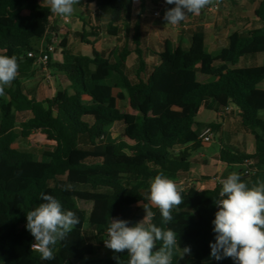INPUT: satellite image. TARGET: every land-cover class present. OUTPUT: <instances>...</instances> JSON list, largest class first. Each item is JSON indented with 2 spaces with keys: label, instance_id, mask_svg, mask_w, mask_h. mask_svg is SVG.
Instances as JSON below:
<instances>
[{
  "label": "trees",
  "instance_id": "obj_1",
  "mask_svg": "<svg viewBox=\"0 0 264 264\" xmlns=\"http://www.w3.org/2000/svg\"><path fill=\"white\" fill-rule=\"evenodd\" d=\"M80 1L96 5L97 14L107 18L106 35L121 44L120 38L130 31L135 2L143 7L149 0ZM54 15L40 0H0V55H15L18 63H29V54L39 56L46 48L39 45L56 34L50 24ZM254 17L261 28L234 33L218 55L168 48L151 73L138 24L131 48L126 42L91 58L64 53V63L53 65L52 57L66 49L60 38L48 66L29 63L44 83H51V77L59 85L54 98L38 99L36 91H28L18 78L5 86L0 96V230L6 233H0V264H117L114 255L128 264L127 250L114 253L104 240L110 219H125L133 226L145 216L144 204L155 213L151 223L172 228L179 246L191 248L182 259L177 250L172 264H235L231 258L211 256L210 242L216 236L212 221L218 210L214 202L221 186L202 193L190 177L192 156L204 145L202 135L207 130L222 135L217 123L196 122L203 112H210L219 120L235 116L255 144V155L249 157L219 140L218 162L236 169L249 186L264 179V91L258 89L264 84V0ZM83 21L85 34L98 32L92 17ZM133 57L137 64L131 74ZM114 76L122 81L128 114L119 110L115 98L103 103L96 95L100 84ZM200 76L212 82L200 84ZM156 108L163 111L160 116ZM37 134L57 150L29 147ZM160 173L186 184L179 188L180 210L173 211L174 219L167 225L148 200L150 182ZM67 185L71 187L65 190ZM41 193L53 195L80 219L68 238L55 245V259L47 261L32 250L35 239L26 229V213L43 202Z\"/></svg>",
  "mask_w": 264,
  "mask_h": 264
},
{
  "label": "clouds",
  "instance_id": "obj_2",
  "mask_svg": "<svg viewBox=\"0 0 264 264\" xmlns=\"http://www.w3.org/2000/svg\"><path fill=\"white\" fill-rule=\"evenodd\" d=\"M47 3L51 13L70 16L80 0H47ZM165 3L174 7L166 9L163 19L167 24L177 25L188 14H199L218 0H165ZM18 69L15 55H0V96L5 95V86L17 77ZM220 184L219 196L214 202L218 210L212 221L216 236L215 242H210L211 256L216 260L231 258L235 264H264V179L249 186L238 172H232ZM70 187L67 185L65 190ZM181 191L163 173L150 182L148 200L159 209L163 224L174 219L173 211L179 212L183 203ZM40 198L43 202L26 213V229L35 239L32 249L47 261L55 259V245L68 238L80 219L75 212L64 210L61 201L53 195L41 193ZM143 207L144 218L133 226L125 219H110L105 247L114 253L127 250L128 264H172L177 250L181 252V259L190 255V246L181 248L176 232L151 223L155 213L147 204ZM157 241L162 242L159 248ZM113 259L121 264L120 257L114 255Z\"/></svg>",
  "mask_w": 264,
  "mask_h": 264
},
{
  "label": "crops",
  "instance_id": "obj_3",
  "mask_svg": "<svg viewBox=\"0 0 264 264\" xmlns=\"http://www.w3.org/2000/svg\"><path fill=\"white\" fill-rule=\"evenodd\" d=\"M262 1L218 0V3L206 6L199 14H188L185 20L179 23L178 28L175 25L167 24L163 19L166 9L174 7V5L166 4L165 0H149L142 7L141 2L136 1L134 16L129 24L130 31L120 38L122 40L121 44H118L117 40H113L106 35L107 18L102 19L97 14L96 5L94 3L86 5V3L82 4L80 1V4L74 6V12L71 14L73 19L70 26L66 27L60 20H56L52 24L51 32L58 34L62 43H66V49L60 50L52 57V64H63L64 53L91 58L94 53L102 54L108 50L113 51L116 47L123 46L126 42L129 48H131V40L134 36L133 29L136 24L139 25L141 47L146 56L145 61L149 73L160 65L158 56L168 48L175 52L180 46L192 52L196 50V53L205 52L216 56L227 48L228 40L234 33L239 30L250 32L261 28L254 14ZM215 6L218 7V12L210 14L208 12L209 8ZM157 14L159 18L155 17ZM84 17H92V23L97 27L98 32L92 33L90 30H87V34L84 33ZM208 26L211 27V30L206 28ZM83 36L86 37L85 42L82 39ZM48 41L49 38L43 41L38 48L46 47ZM80 44L88 46L92 51L84 53ZM74 48L78 49L76 53H73ZM18 64L19 69L16 78L22 82V85L28 91H36L35 96L40 100L54 98L56 92L60 90L59 85L51 86L44 83L41 79L43 78L42 75L36 72L37 68L26 61L19 62ZM136 64L137 59L135 57L131 58L128 65L131 74ZM61 84L66 85L65 82H61ZM49 86H51V89ZM96 95L103 103H108L111 99L115 98L119 110L125 114L129 113L127 95L123 89L121 79L117 76L111 77L105 83H101ZM216 118L217 125L222 128V135L219 136V140L222 141L221 144L237 149L249 157L255 155L253 139L244 132L239 120L235 116L229 115L224 120H219L218 116ZM210 125L212 124H205V126ZM218 156L215 155L211 159V162L205 156H197L198 159H195L196 161L193 160L195 165L192 168L190 182H193L197 188H202L203 190L200 191L202 193L214 190L212 188L213 183L209 182V180L211 181L215 177L219 180L226 179L230 173L236 171V169H230L221 165L218 162ZM197 160L201 163H197ZM201 166H205L206 169H212V173L205 174L203 170H200ZM207 179L208 183H206ZM205 187L208 189L205 190Z\"/></svg>",
  "mask_w": 264,
  "mask_h": 264
},
{
  "label": "rangeland",
  "instance_id": "obj_4",
  "mask_svg": "<svg viewBox=\"0 0 264 264\" xmlns=\"http://www.w3.org/2000/svg\"><path fill=\"white\" fill-rule=\"evenodd\" d=\"M40 1L43 4L47 3V0H40ZM48 6H49V4H48ZM69 17H71V15ZM72 19L73 18L71 17V21H72ZM80 46H81L82 50L84 51V53H90L92 51V49L89 48L88 46H84L82 44H80ZM73 51H74L73 53H76L78 51V49L77 48H74ZM193 52H196V50H194ZM261 63L263 64V61ZM55 65H56V63H55ZM238 68L240 70H242L244 68V64H240ZM48 81L51 82V83H47V84H49L51 86H56L55 80L53 78L49 77ZM198 81H199L200 84H205V85L210 84L212 82V80L210 78H204V77H201V76L198 78ZM51 86H49L50 89H51ZM258 89L261 90V91H264V84L261 85ZM162 112L163 111L160 108H156L155 115L156 116H160L162 114ZM196 122L198 124H201V125H205V124H215L217 122V118H216V115L214 113L203 112L198 117V119L196 120ZM219 136H220V134L215 133L214 136H213L214 143L208 144V145H203L201 148H199V150L197 151V153L193 154L192 157L194 159H196L197 156H205V157L208 158V161L211 162L212 161L211 159L215 155H219V152L221 150V144L219 143V138H220ZM29 147L34 148V149H40L42 151H47V152H55L56 149H57V146L55 144H53V143H50L47 140V138L44 135H42V134H37L36 136H34L30 140V142H29ZM29 147L25 146V150H29V149H26V148H29ZM200 170H203V172L205 174H211L212 173V169H210V168L209 169H206L205 166H201L200 167ZM213 171H215V170L213 169ZM209 182H212L214 184L212 188L215 189L216 188L215 186H216L217 182H214V180H211ZM206 183H208V181ZM207 187H205V190L208 189ZM195 188L197 190L199 189V191H202L203 190L202 188H197L196 186H195ZM143 218L144 217H140L138 219V222H140ZM0 233L4 234V233H6V230L2 228L0 230ZM211 263H213V261H211V262L210 261H207L205 264H211Z\"/></svg>",
  "mask_w": 264,
  "mask_h": 264
},
{
  "label": "built area",
  "instance_id": "obj_5",
  "mask_svg": "<svg viewBox=\"0 0 264 264\" xmlns=\"http://www.w3.org/2000/svg\"><path fill=\"white\" fill-rule=\"evenodd\" d=\"M208 12L210 14L212 13H216L218 12V7H211L209 8ZM156 18H159V15H155ZM54 20H60L65 26H69L71 24V19L67 16H58V15H54V18L51 20L50 24L52 25L54 23ZM176 28L179 27V24L175 25ZM208 30H211V27L208 26L206 27ZM50 43H48L46 45V48L44 49L43 52H41V54L39 56H36L34 54H29L27 57V60L29 63H32L36 66V67H41V68H45L46 66H48L49 61H50V56L54 55L56 52V49L59 47V45L61 44L60 42V36L58 34H52V38L49 41ZM227 113L231 112V109H228L226 111ZM214 133L211 130H207L201 137V141L203 142L204 145H208V144H212L214 143ZM214 182H217L216 186H221L220 184V180H214ZM178 188H183L184 186H186L185 183H176ZM214 185V184H213ZM215 186V187H216ZM190 188V187H189ZM33 250V249H32ZM35 253L40 254L39 252L33 250Z\"/></svg>",
  "mask_w": 264,
  "mask_h": 264
}]
</instances>
